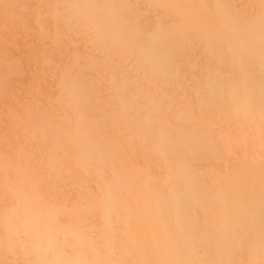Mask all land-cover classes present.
I'll use <instances>...</instances> for the list:
<instances>
[{
    "label": "rangeland",
    "instance_id": "rangeland-1",
    "mask_svg": "<svg viewBox=\"0 0 264 264\" xmlns=\"http://www.w3.org/2000/svg\"><path fill=\"white\" fill-rule=\"evenodd\" d=\"M0 264H264V0H0Z\"/></svg>",
    "mask_w": 264,
    "mask_h": 264
},
{
    "label": "bare ground",
    "instance_id": "bare-ground-1",
    "mask_svg": "<svg viewBox=\"0 0 264 264\" xmlns=\"http://www.w3.org/2000/svg\"><path fill=\"white\" fill-rule=\"evenodd\" d=\"M250 60H251V61L253 60L252 57H250Z\"/></svg>",
    "mask_w": 264,
    "mask_h": 264
}]
</instances>
